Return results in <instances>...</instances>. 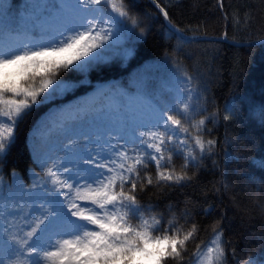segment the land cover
Masks as SVG:
<instances>
[{
  "label": "trees",
  "instance_id": "obj_1",
  "mask_svg": "<svg viewBox=\"0 0 264 264\" xmlns=\"http://www.w3.org/2000/svg\"><path fill=\"white\" fill-rule=\"evenodd\" d=\"M29 1L0 0L1 38L27 33L19 20ZM123 2L142 21L145 34L139 36L137 31V38L130 31L123 43L108 49L111 54L101 71L88 73L79 87L55 101L34 106L31 115L18 122L13 143L0 155V222L23 235L31 213L46 199L43 190L35 187L45 175L38 159L49 154L64 157V144L78 137L76 131L81 128L97 123L98 130H107L109 113L90 105L87 116L70 122L71 131L61 133L56 124L67 117L62 116L67 104L81 105L83 96L97 84L108 82L131 93H143L155 103L171 102L187 73L192 77L189 87L195 89L192 123L207 118L199 134L214 140L215 146L199 167L190 169V181L170 187L148 185L138 190L137 200L153 210L151 215L163 217L165 229L173 221L183 234L195 224L196 232L179 264H198L197 247L203 254L199 264H206L207 247L213 246L209 242L219 233L226 264L264 262V167L260 166L264 161V44L236 47L226 42L189 41L169 28L149 0ZM158 2L171 22L188 35L238 42L264 38V0H223V7L220 0ZM129 42L134 54L123 59L117 47ZM229 115L232 119L225 120ZM46 122L52 125L51 131L45 129ZM73 147L78 157L76 144ZM173 160L179 170L182 157L174 154ZM147 171L156 174L153 165Z\"/></svg>",
  "mask_w": 264,
  "mask_h": 264
},
{
  "label": "snow or ice",
  "instance_id": "obj_2",
  "mask_svg": "<svg viewBox=\"0 0 264 264\" xmlns=\"http://www.w3.org/2000/svg\"><path fill=\"white\" fill-rule=\"evenodd\" d=\"M153 2L171 23L168 11L158 0ZM132 30L136 36L137 31L139 36L145 34L142 21L130 14L123 0H79L75 26L45 44L25 42L11 54H0V155L13 143L18 122L31 115L34 106L55 101L79 87L88 73L101 71L111 54L108 49ZM131 44L118 45L123 59L134 54ZM191 81L184 73L183 85L176 88L171 102L157 100L131 137H113L115 142L109 141L102 152L77 160L73 146L81 137L74 136L63 146L64 157L39 158L45 175L35 187L43 190L46 199L31 213L23 235L0 222V264L45 260L51 264H179L184 260L195 224L183 234L173 221L163 228V217L151 215L153 210L138 202L137 192L148 185L170 187L190 181V169L199 167L215 146L214 140L199 134L207 118L192 123L195 89L189 87ZM89 113L77 109L57 121L60 132L67 133L70 122ZM44 127L52 129L49 122ZM174 154L183 159L179 170ZM150 165L156 169L155 176L147 171ZM132 220L139 223L133 225ZM221 237L219 233L209 242L213 246L207 247L206 264H226ZM195 255L199 264L203 255L199 247Z\"/></svg>",
  "mask_w": 264,
  "mask_h": 264
},
{
  "label": "rangeland",
  "instance_id": "obj_3",
  "mask_svg": "<svg viewBox=\"0 0 264 264\" xmlns=\"http://www.w3.org/2000/svg\"><path fill=\"white\" fill-rule=\"evenodd\" d=\"M78 5L79 0H30L22 19L19 20L27 33L0 37V54H11L25 42L45 44L57 38L66 28L75 26ZM127 38L128 36L120 38L117 44L123 43ZM82 101L81 105L67 104L62 116H68L77 109L88 110L91 105L90 108L94 106L98 109L105 108L111 117V122L108 123V131L98 130L97 123L76 131L79 133L78 137H81L76 143L77 160L81 156H88L90 152L94 155L107 149L109 141L115 142L113 137L119 138V135L131 137L133 129L146 122L148 112L156 106V103L145 94L131 93L121 85L110 82L97 84L86 98L85 96L82 98ZM125 105L128 107H123ZM129 108L134 112H130ZM68 129L71 131L70 127ZM131 222L133 225L139 223L138 220ZM248 264H264V262L251 261Z\"/></svg>",
  "mask_w": 264,
  "mask_h": 264
},
{
  "label": "water",
  "instance_id": "obj_4",
  "mask_svg": "<svg viewBox=\"0 0 264 264\" xmlns=\"http://www.w3.org/2000/svg\"><path fill=\"white\" fill-rule=\"evenodd\" d=\"M149 1L152 3V5H154L156 7L153 0H149ZM157 10L160 12L159 8H157ZM161 15H162V13H161ZM166 22H167V25L169 26V28L173 32H175L180 37H182L186 40H189V41L226 42V43L233 45V46H236V47H252V46H259V45L264 44V38L254 40V41H249V42H238V41L228 40L225 37L206 36V35H188V34L184 33L183 31H176V29H179V28L177 26H175L172 22L169 23V20L166 19ZM173 26H175V27H173Z\"/></svg>",
  "mask_w": 264,
  "mask_h": 264
}]
</instances>
